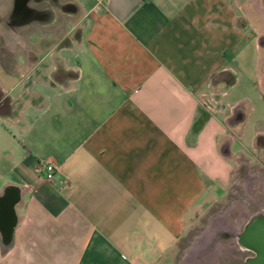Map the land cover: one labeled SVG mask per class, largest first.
I'll return each instance as SVG.
<instances>
[{"label": "crops", "instance_id": "obj_1", "mask_svg": "<svg viewBox=\"0 0 264 264\" xmlns=\"http://www.w3.org/2000/svg\"><path fill=\"white\" fill-rule=\"evenodd\" d=\"M61 1L77 15L12 30H24L25 42L11 56L21 51L26 62L4 73L9 88L0 81L9 100L0 112V193L24 188L0 264H161L170 254L174 264L192 211L219 201L209 180L216 184L221 158L252 163L232 147L249 136L257 149L262 134L249 135L254 108L231 124L243 101L264 100V88L234 91L237 77L264 78L252 27L239 24L252 7ZM44 162L57 166L53 179H40Z\"/></svg>", "mask_w": 264, "mask_h": 264}, {"label": "rangeland", "instance_id": "obj_2", "mask_svg": "<svg viewBox=\"0 0 264 264\" xmlns=\"http://www.w3.org/2000/svg\"><path fill=\"white\" fill-rule=\"evenodd\" d=\"M84 1L90 2L91 0ZM8 2L11 1L0 0V6L8 5ZM24 33V30L17 32L7 30L0 23V81L8 88L10 81L4 73L7 75L13 71L17 63L22 64V67L25 66L26 61L21 51L16 52V57H13L10 50L14 45L18 46L25 42ZM237 79L239 82L234 91L238 94H243L247 90L251 94H256L258 88H262L258 79L254 81L245 80L242 77L241 79L237 77ZM242 104L250 113L255 111V114H258L264 111V100L262 102L246 100ZM257 114L255 116H258ZM255 116L251 119L249 135L255 130L264 134V119ZM248 138L249 136L243 142L238 140L232 147V151L243 150L252 159V163L243 157H240L238 164L233 160L221 158L219 163L221 174L215 180L216 184L214 180L213 183L209 180L211 189L216 192L215 196L219 198V201L207 202L192 211L187 233L177 245L174 264H242L246 259L247 253L240 250L237 242L231 237L224 238L220 234L234 228L242 229L253 213L254 207L261 205L256 201H262L264 198V150L247 146L251 145V140L249 141ZM203 238L209 241L201 243ZM171 262L170 254L168 258L162 259L161 264Z\"/></svg>", "mask_w": 264, "mask_h": 264}, {"label": "flooded vegetation", "instance_id": "obj_3", "mask_svg": "<svg viewBox=\"0 0 264 264\" xmlns=\"http://www.w3.org/2000/svg\"><path fill=\"white\" fill-rule=\"evenodd\" d=\"M248 1L252 7V12L248 13V18H240L239 24H248L252 27L251 31L254 33L257 46L260 49V56L258 58L257 65L261 69H264V0ZM45 3L48 4L47 7L39 8L40 5ZM8 5V8L3 9L0 12V23H2L4 28L7 30H17L32 20L38 19H47L50 23H55L63 18V14L72 13V15H77L76 13L78 12V8L75 4L71 2L63 3L61 0H13L12 2H8ZM259 7H262V10H260ZM259 82L261 83L262 88H264V78L261 77ZM8 103L9 100L7 98H3V92L0 91V112L2 111V106ZM245 111L246 107L243 104H240L237 108L235 116L231 120V124L233 126H237L238 121L244 118ZM255 145L257 150H264V134H259L257 136ZM258 201L259 202L256 201V203L261 205H259L257 208L254 207V211L250 217L254 213L264 209V198L262 201ZM247 222L248 220L244 223L242 229L234 228L231 231L226 230L225 232H222L220 236L224 238L231 237L235 242L238 243L237 234L243 230ZM203 240L204 238L200 242L207 243L209 241ZM239 247L240 250L247 253L246 259L254 255L252 251L243 249L240 245Z\"/></svg>", "mask_w": 264, "mask_h": 264}, {"label": "water", "instance_id": "obj_4", "mask_svg": "<svg viewBox=\"0 0 264 264\" xmlns=\"http://www.w3.org/2000/svg\"><path fill=\"white\" fill-rule=\"evenodd\" d=\"M224 152L227 153L226 149ZM23 194L24 188L12 184L0 193V247L4 254L9 253L14 245L15 229L20 220L17 209L23 201ZM237 241L242 248L254 253L242 264H264V209L248 219L243 230L238 232Z\"/></svg>", "mask_w": 264, "mask_h": 264}, {"label": "built area", "instance_id": "obj_5", "mask_svg": "<svg viewBox=\"0 0 264 264\" xmlns=\"http://www.w3.org/2000/svg\"><path fill=\"white\" fill-rule=\"evenodd\" d=\"M40 179H53L56 175L57 166L51 162H44L39 166Z\"/></svg>", "mask_w": 264, "mask_h": 264}]
</instances>
